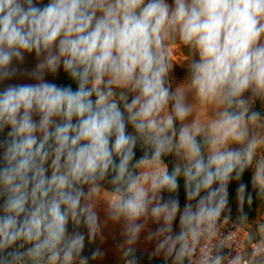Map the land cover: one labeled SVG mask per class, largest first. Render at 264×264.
Instances as JSON below:
<instances>
[{
	"label": "clouds",
	"instance_id": "obj_1",
	"mask_svg": "<svg viewBox=\"0 0 264 264\" xmlns=\"http://www.w3.org/2000/svg\"><path fill=\"white\" fill-rule=\"evenodd\" d=\"M166 41L192 56L175 90ZM32 53L21 74L35 82L0 87V264L101 257L69 225L95 235L105 183L107 216L129 245L146 232L162 264H192L231 217L233 182L248 219L249 185L264 194V0H0V85ZM61 69L64 84L45 79ZM189 94L210 119L189 120ZM218 248L201 264H264L259 250L245 262ZM126 254L140 264L135 247Z\"/></svg>",
	"mask_w": 264,
	"mask_h": 264
},
{
	"label": "crops",
	"instance_id": "obj_2",
	"mask_svg": "<svg viewBox=\"0 0 264 264\" xmlns=\"http://www.w3.org/2000/svg\"><path fill=\"white\" fill-rule=\"evenodd\" d=\"M45 2H47V0H45ZM166 43L170 44L169 59L172 64L171 82L175 90L186 85L187 68L192 56L189 50L179 41H166ZM38 63L39 60L35 57L34 53L25 54V60L22 64L17 65V62H13V66H18L20 72L11 80L3 82L0 87L15 83H34L35 81L27 78L21 73H23L24 70H34ZM63 73V69H61L58 76L53 77L47 75L45 79L55 83L56 79ZM188 101L193 105V113L192 116L189 117V120L206 121L212 117L213 110L210 107L201 106L191 94L188 96ZM256 110L264 115V101L258 100L256 102ZM256 131L260 136H264V128H257ZM6 132L5 130V133H0V140L6 138ZM262 158H264V147L257 150V159ZM173 162L174 166L178 163L175 157H173ZM111 187L110 184L105 183L101 192L93 198L92 203L95 205V210L98 212L101 222V227L94 236H89L87 229L83 225L79 227L71 223L69 225L70 231H80L85 234L84 255L91 257V253L97 249L103 253L101 257L95 259L90 258L89 264H125V261L130 259L129 255L126 254V250L129 247H135L137 249V256L141 264H162V261L150 258L149 254L152 249V243L146 239V232L142 233L141 239L135 245H129L126 242L122 224L114 222L107 216V202L111 196V192L108 191V189ZM85 190L87 191V188ZM260 200H264V196ZM76 264H78V261Z\"/></svg>",
	"mask_w": 264,
	"mask_h": 264
},
{
	"label": "built area",
	"instance_id": "obj_3",
	"mask_svg": "<svg viewBox=\"0 0 264 264\" xmlns=\"http://www.w3.org/2000/svg\"><path fill=\"white\" fill-rule=\"evenodd\" d=\"M262 221H264V209L253 219L240 221L234 215L224 219L215 236L201 241L192 257V264H201L202 257L215 255L220 250L219 245H223L222 251L225 254L242 256L245 262H249L254 250H259L261 257L264 258V233L258 227Z\"/></svg>",
	"mask_w": 264,
	"mask_h": 264
},
{
	"label": "trees",
	"instance_id": "obj_4",
	"mask_svg": "<svg viewBox=\"0 0 264 264\" xmlns=\"http://www.w3.org/2000/svg\"><path fill=\"white\" fill-rule=\"evenodd\" d=\"M55 83L57 84H64L65 83V74H61L55 81ZM73 89L75 90L76 88V84L73 83L72 84ZM7 131V130H6ZM129 131H131V128H129ZM144 152V148L138 144L137 146V152H136V158L138 159L140 156L143 155ZM165 160L167 161L169 168L171 169V167L174 166V162H173V156H167L165 157ZM250 179V175L249 172L245 173L244 176V181L247 182ZM249 191H251L252 196H253V202L249 205L246 204L243 208V213L247 214L248 219H253L257 216V210L258 207L260 205V199L264 196V194L258 195L256 190L251 188V185H249ZM160 263V262H159Z\"/></svg>",
	"mask_w": 264,
	"mask_h": 264
},
{
	"label": "rangeland",
	"instance_id": "obj_5",
	"mask_svg": "<svg viewBox=\"0 0 264 264\" xmlns=\"http://www.w3.org/2000/svg\"><path fill=\"white\" fill-rule=\"evenodd\" d=\"M49 175H50V172H49ZM232 191H233V198L231 200V207L233 209V212H232V215H235L238 217V215H240V213H237V200L235 198V188L237 187V183L236 182H233L232 184ZM247 203H243L242 202V209L244 208V206L246 205ZM264 209V200H260V205L258 207V211H257V214H259L261 211H263ZM248 220V219H247Z\"/></svg>",
	"mask_w": 264,
	"mask_h": 264
}]
</instances>
